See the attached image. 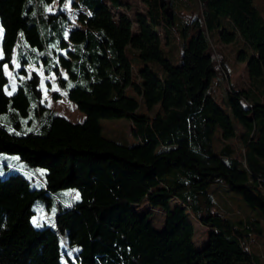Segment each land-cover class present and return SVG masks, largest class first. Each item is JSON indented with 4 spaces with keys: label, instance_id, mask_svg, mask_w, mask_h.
<instances>
[{
    "label": "trees",
    "instance_id": "1",
    "mask_svg": "<svg viewBox=\"0 0 264 264\" xmlns=\"http://www.w3.org/2000/svg\"><path fill=\"white\" fill-rule=\"evenodd\" d=\"M143 1L146 11L135 20L111 11L121 0L74 3L83 9L78 19L85 25L69 36L81 42L76 65L80 76L90 78L88 59L95 79H78L68 89L67 98L86 116L72 122L52 113L41 116L45 107L36 71L12 95L5 91L4 67L20 32L30 47L49 57L51 44L65 43L56 28L59 19L53 18L63 14L58 11L63 0H0V114L8 115L0 121V152L46 169L40 189L30 188L19 174L0 177V264H64L61 238L79 248L74 260L67 256L69 264H264L254 252V245L264 242V103L250 102L244 90L228 89V109L243 127L242 150H237L229 141L237 136L231 117L206 91L218 65L225 72L212 52L214 30L224 44L237 36L243 40L253 54L240 50L237 59L246 61L248 74L264 89V10L253 0H197L199 9L188 17L180 12L177 23L172 0ZM53 3L57 11L47 13ZM172 26L181 39L177 63L162 51L154 30ZM127 46L142 61H155L164 76L144 65L137 71L139 83L133 82ZM129 85L148 108L160 105L154 116L136 112L138 102L125 92ZM30 109L38 123L25 131L19 116ZM121 117L137 124L140 143L102 135L99 118ZM222 180L237 203L244 201L257 213L236 221L211 213L213 184ZM67 187L76 189L77 201L60 208L54 226H35L32 202ZM171 199L177 200L173 208ZM144 201L164 211L162 230L152 227L147 213L132 208ZM190 216L209 228L199 249Z\"/></svg>",
    "mask_w": 264,
    "mask_h": 264
},
{
    "label": "rangeland",
    "instance_id": "2",
    "mask_svg": "<svg viewBox=\"0 0 264 264\" xmlns=\"http://www.w3.org/2000/svg\"><path fill=\"white\" fill-rule=\"evenodd\" d=\"M254 4L264 10V0H253ZM55 2V1H54ZM76 0H63L60 5V10L63 14L56 15L55 19H59V23L56 26L60 33V37L65 41L61 44H51V49L54 51L53 57H49L44 53V49L38 47H30L28 42L24 40L22 32H20V39L14 46L11 62L5 65L4 73L8 77L9 81L5 87V91L8 95H12L18 89V85L23 83V80L30 77V75L36 71L39 76L38 88L41 91L42 97L39 101L42 102L45 108L41 111V116H46L48 113L54 115H61L68 118L72 122H82L85 119V113L80 111L73 102H71L66 93L70 87L76 84V81L84 82L85 80L95 79L92 75L93 67L90 61L87 59V68L89 77L80 76V66L76 65V62L80 60L79 49L80 43H76L70 39V32L74 29L85 30V25L78 19L79 13H83L81 7L75 6ZM108 3V0H106ZM175 21L178 23V16L180 12L183 17L190 16L199 9V3L197 0H172ZM53 6H46L47 13H54L57 11L55 3ZM186 8L185 9V6ZM116 15L117 12H124L128 16L135 20L137 13H145L146 3L143 0H121V7L116 11L110 8ZM173 14V11H169ZM134 32L137 30L135 22H133ZM165 30L163 28L155 27L154 30L158 31L161 37L162 51L171 59L173 63H177L178 53L180 50V37L177 33V27ZM55 29V28H54ZM56 30V29H55ZM218 31L214 30L210 32V42L212 45V52L217 62L219 58L222 61L225 72L221 71V67L218 65L219 70L211 78L210 85L207 88V94L211 95L218 104L227 112L231 117L232 123L235 126L237 136L230 142L234 143L237 150H242V144L240 140V133L243 131V127L240 122L235 119L228 109L227 96L228 89L232 88L236 91L244 90L248 95V100L258 101L264 103V89L259 85V78H251L247 72L246 61H239L237 54L240 50H244L248 53V56L253 54L243 40L237 36L236 39L228 44H224L220 41ZM1 35V28H0ZM127 55L132 64V77L133 82L139 83V77L137 71L144 65H148L160 78L164 76V71L158 66L155 61H142L137 57V51L127 46ZM23 58L25 60H20ZM56 60V61H55ZM64 60L70 61L65 66ZM55 61V62H54ZM110 73V72H108ZM125 92L128 96L134 97L138 102L136 112L140 115L154 116L160 109V105L156 104L151 108H148L144 103L142 97L138 94L134 85L126 87ZM57 93V95H53ZM31 106H34L31 103ZM34 110L30 109L27 115H20L19 122L20 128L25 131H32L37 127V117L34 115ZM7 113L0 114V121H7ZM99 124L101 126L102 135L106 138L116 140L118 142L134 145L141 142L136 134L137 124L130 118H99ZM216 146L220 147L222 142L216 140ZM46 169L41 166H31L28 163L22 161L17 154L0 152V177L4 178L11 174H19L26 178L30 183V188L40 189L43 187V181L45 177ZM215 187L213 194V206L210 208L211 213H220L224 217L231 220H238L245 217L249 213L254 215L257 213L248 207L244 201H236V193L230 189L229 185L225 181H218L213 184ZM47 197H40L35 199L31 204L32 214L30 216L32 223L37 226H54V219L56 213L60 208L71 207L78 197L76 189L67 187L58 189L54 192H48ZM236 197V198H235ZM236 202L237 210L231 206ZM177 203L176 199L170 200V206L173 208ZM132 208L139 214L148 215V220L152 224L155 230H162L165 225V213L158 207H151L147 202H142L138 205H133ZM150 211V212H149ZM190 222L194 228L193 241L197 249L202 248L208 240L209 228L203 226L195 217L190 216ZM60 246L63 251L62 262L69 264L67 256L71 259H75L74 256L79 250L77 246H70L64 239L61 238ZM254 252L258 254L264 260V242L260 241L254 245Z\"/></svg>",
    "mask_w": 264,
    "mask_h": 264
},
{
    "label": "snow or ice",
    "instance_id": "3",
    "mask_svg": "<svg viewBox=\"0 0 264 264\" xmlns=\"http://www.w3.org/2000/svg\"><path fill=\"white\" fill-rule=\"evenodd\" d=\"M78 198V197H77Z\"/></svg>",
    "mask_w": 264,
    "mask_h": 264
}]
</instances>
